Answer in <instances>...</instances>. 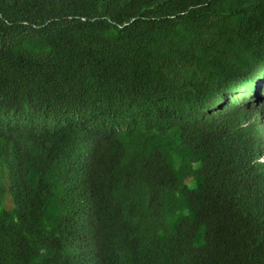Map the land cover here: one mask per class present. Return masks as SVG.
<instances>
[{"label": "trees", "instance_id": "16d2710c", "mask_svg": "<svg viewBox=\"0 0 264 264\" xmlns=\"http://www.w3.org/2000/svg\"><path fill=\"white\" fill-rule=\"evenodd\" d=\"M259 81L264 0H0V264H264Z\"/></svg>", "mask_w": 264, "mask_h": 264}, {"label": "clouds", "instance_id": "9594fccd", "mask_svg": "<svg viewBox=\"0 0 264 264\" xmlns=\"http://www.w3.org/2000/svg\"><path fill=\"white\" fill-rule=\"evenodd\" d=\"M245 112H244V120L240 122L241 126L246 127L250 131V138L253 140L255 145L254 155L256 156L255 162L257 164L264 166V110L261 111L260 114H256V112L251 111L252 108H264V81H259V83L255 86L253 91H250L246 94V98L244 101ZM256 114V115H255ZM257 121H260V128H256ZM255 126V128L252 127ZM263 149V150H262ZM2 172V170H0ZM4 185L5 187H9L7 174L4 173ZM9 202H12V198L10 193H8V197L6 202H4V208L10 209ZM223 217V216H222ZM87 220V228L83 231V237L80 239L73 238L71 240L72 247L79 248V255L81 253V243H87L90 246L91 251L94 254L97 253L98 249V235L100 232H103V228L101 227V213L97 209L94 214L93 208H89L87 214L85 215ZM226 218V217H223ZM99 219V220H98ZM89 226V227H88Z\"/></svg>", "mask_w": 264, "mask_h": 264}, {"label": "rangeland", "instance_id": "374dc122", "mask_svg": "<svg viewBox=\"0 0 264 264\" xmlns=\"http://www.w3.org/2000/svg\"><path fill=\"white\" fill-rule=\"evenodd\" d=\"M264 110V108L263 107H259V108H252L251 109V111H254V112H256V114H260L261 113V111H263ZM255 114V115H256ZM260 121H257V124H256V128H260ZM252 127L253 128H255V126L254 125H252ZM263 129H264V127H263ZM263 150V149H262Z\"/></svg>", "mask_w": 264, "mask_h": 264}]
</instances>
